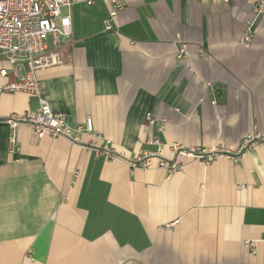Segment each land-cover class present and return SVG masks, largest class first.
I'll return each instance as SVG.
<instances>
[{"label": "crops", "instance_id": "obj_1", "mask_svg": "<svg viewBox=\"0 0 264 264\" xmlns=\"http://www.w3.org/2000/svg\"><path fill=\"white\" fill-rule=\"evenodd\" d=\"M125 3L114 17L104 0L64 7L63 64L38 73L55 110L73 126L91 116L123 156L96 153L89 132L73 144L28 125L12 144L6 118L38 101L0 93V264H264V143L235 157L264 135V17L254 0ZM3 68L0 85L17 79ZM174 143L230 155L184 156L168 175L156 157ZM146 152L154 166L131 167Z\"/></svg>", "mask_w": 264, "mask_h": 264}, {"label": "built area", "instance_id": "obj_2", "mask_svg": "<svg viewBox=\"0 0 264 264\" xmlns=\"http://www.w3.org/2000/svg\"><path fill=\"white\" fill-rule=\"evenodd\" d=\"M87 4H93L95 0H82ZM111 5L110 15L114 17L123 6L125 0H104ZM225 3L230 0H219ZM257 15L264 17V0H254ZM74 0H0V57L12 65L15 80L0 85V93L24 92L37 98L38 106L34 110L23 113H12L6 118L12 134L10 142H16V133L21 125H28L38 137L46 133L53 137H65L74 143H81V134L89 132L93 134L94 144L91 147L96 153L104 154L114 159L123 156L114 150L113 142L109 138H103L95 133L93 119L87 116L83 124L76 126L67 121V115L63 111L55 110L47 97V89L38 73L49 67L63 64L58 45L63 36L72 32L71 15H63L64 7L71 8ZM107 28L111 27L110 19L105 20ZM242 42L251 43L254 37V22L249 21L245 28ZM182 52L186 51L183 45ZM25 67L22 75L18 73V67ZM6 70H0L4 77ZM151 120V115H148ZM102 138V139H101ZM101 139L102 142H99ZM159 143V140H154ZM153 141V142H154ZM264 143V135L251 133L243 139L236 156L239 157L245 150ZM174 153L173 159H158V167L164 169L168 175L179 172L183 167L182 157H190L200 164H210L220 156L230 155L223 149H212L201 146L184 147L177 143L170 145ZM154 154L146 152L144 155L131 157V167L152 168L154 166Z\"/></svg>", "mask_w": 264, "mask_h": 264}]
</instances>
